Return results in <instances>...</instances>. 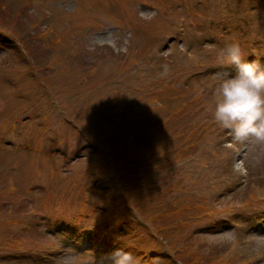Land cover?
<instances>
[{"label":"rangeland","instance_id":"374dc122","mask_svg":"<svg viewBox=\"0 0 264 264\" xmlns=\"http://www.w3.org/2000/svg\"><path fill=\"white\" fill-rule=\"evenodd\" d=\"M0 4V35L25 37L20 51L0 41L3 260L110 264L81 239L119 216L112 199L125 196V168L149 189L128 199L123 216L156 236L122 241L135 243L127 244L135 264H264L255 226L264 215V145L235 142L214 121L212 81L235 75L218 60L233 42L264 68V0Z\"/></svg>","mask_w":264,"mask_h":264},{"label":"clouds","instance_id":"9594fccd","mask_svg":"<svg viewBox=\"0 0 264 264\" xmlns=\"http://www.w3.org/2000/svg\"><path fill=\"white\" fill-rule=\"evenodd\" d=\"M218 60L233 66L235 75L224 74L214 90V121L235 142L264 145V68L245 59L237 42L228 44ZM107 258L110 264H135L133 254L123 248H115Z\"/></svg>","mask_w":264,"mask_h":264},{"label":"trees","instance_id":"16d2710c","mask_svg":"<svg viewBox=\"0 0 264 264\" xmlns=\"http://www.w3.org/2000/svg\"><path fill=\"white\" fill-rule=\"evenodd\" d=\"M24 40H25L24 36L21 39H19V41L16 42L15 40L10 38L9 36H1L0 35V41H1L2 44H4L3 47H6V48L10 47V48H13L14 50H18V51H20V49L24 50V46H20V41H22L24 43ZM29 42L31 43L32 40L27 41V43H29ZM38 61H41L39 57H38ZM137 87H140V86H137ZM141 87L144 90L147 88L146 86H141ZM147 122H146L145 126H147ZM160 164H161V162L158 164L157 168L160 166ZM125 170H127L126 173H124ZM122 171H123L124 175L120 179H121V187L123 188V192H124L125 196L123 198L119 199V200L122 201L121 202L122 205L127 204V203H130V205H132L130 201H132L131 199H133L134 202H135L134 193L140 192L142 190L149 189L147 187L148 180L147 181H141L139 178H137L138 177L137 175H133V174H138L137 170H135V169L132 170V171H128V169L124 168ZM162 174H163V176L160 178V180L163 182L164 180H166V176L164 175V173H162ZM125 191L129 192L130 194L125 192ZM135 206H136V209H140L141 208L140 205H136L135 204ZM132 207H134V206H132ZM149 216L150 215H147V217H149ZM170 219L171 218H169V220ZM142 220L144 221L143 218H142ZM162 226L163 225H162V222H161L160 223V227H158L159 230H160L158 232V235H162L163 234L162 233L163 232ZM143 231L149 235V229H145V227H143Z\"/></svg>","mask_w":264,"mask_h":264}]
</instances>
